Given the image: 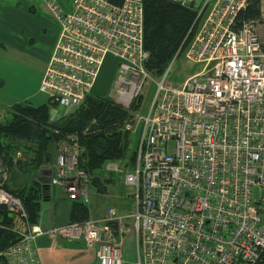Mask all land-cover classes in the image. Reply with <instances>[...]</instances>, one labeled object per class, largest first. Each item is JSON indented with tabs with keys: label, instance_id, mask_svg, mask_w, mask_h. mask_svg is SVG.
Masks as SVG:
<instances>
[{
	"label": "built area",
	"instance_id": "obj_1",
	"mask_svg": "<svg viewBox=\"0 0 264 264\" xmlns=\"http://www.w3.org/2000/svg\"><path fill=\"white\" fill-rule=\"evenodd\" d=\"M144 1L72 0L70 11L49 2L60 34L39 88L67 114L92 94L108 54L116 61L117 104L129 108L147 81L154 84L147 111L135 110L125 124L136 131L134 163H105L132 189L131 211L109 207L100 217L48 228L26 223L0 264H42L35 240L43 234L95 248L93 264H125L127 220L136 264H264L263 12L239 18L251 0H170L194 3L198 18L172 60L183 53L200 69L176 86L165 80L172 60L160 77L145 66ZM78 161L77 137L68 135L57 144L48 186L88 202L90 177ZM4 169L0 158V178ZM0 205L24 216L21 201L2 187Z\"/></svg>",
	"mask_w": 264,
	"mask_h": 264
},
{
	"label": "trees",
	"instance_id": "obj_2",
	"mask_svg": "<svg viewBox=\"0 0 264 264\" xmlns=\"http://www.w3.org/2000/svg\"><path fill=\"white\" fill-rule=\"evenodd\" d=\"M260 5V0H251L239 18H259ZM196 16L194 3L186 7L170 0L144 1V47L149 52L145 66L152 75L160 77L184 39L191 38ZM141 101L142 97L125 108L110 97L89 94L79 107L54 119L51 109L56 103L51 98L38 105H10L8 115L0 117V158L5 167L0 187L21 201L24 216L0 205V252L19 241L26 223H38L43 200L50 197L42 171L52 169L57 144L68 135L77 137L78 164L99 191H106L98 170L107 161L126 159L129 167L134 163L136 135L125 124ZM89 217L86 202L74 200L70 221Z\"/></svg>",
	"mask_w": 264,
	"mask_h": 264
},
{
	"label": "crops",
	"instance_id": "obj_3",
	"mask_svg": "<svg viewBox=\"0 0 264 264\" xmlns=\"http://www.w3.org/2000/svg\"><path fill=\"white\" fill-rule=\"evenodd\" d=\"M3 1L0 0V21L3 18L0 49L5 54L1 59L3 74L0 76L3 84L14 86L4 100L10 105L19 102L42 104L45 94L39 89L41 78L60 34L59 21L48 7V3H54V0H8L7 4ZM61 5L63 7H59L60 10L69 7ZM71 5L72 2L70 10ZM100 71L101 68L97 78ZM65 112L55 106L51 109V118L62 116ZM73 201L62 188L54 187L50 197L43 200L39 226L48 228L69 222ZM127 223L130 224L129 221ZM35 245L42 264H93L96 261V249L87 248L82 241L53 240L43 234L36 238ZM124 261L125 264H136V259Z\"/></svg>",
	"mask_w": 264,
	"mask_h": 264
},
{
	"label": "rangeland",
	"instance_id": "obj_4",
	"mask_svg": "<svg viewBox=\"0 0 264 264\" xmlns=\"http://www.w3.org/2000/svg\"><path fill=\"white\" fill-rule=\"evenodd\" d=\"M15 1V0H12ZM205 0H195V5H199ZM8 0L3 1L7 4ZM72 0H54V3L59 8H62L65 4L68 9L63 11L70 10V3ZM61 3V4H60ZM261 3V13L264 15V0H260ZM3 18L0 21V28L2 30ZM259 34L264 37V20H260L257 26ZM1 43V42H0ZM4 51L0 49V75L3 74V64L1 62L2 57H4ZM169 66V65H168ZM2 68V69H1ZM200 69L199 63H194L189 61L183 53L175 57L172 62H170L169 71L165 77V80L171 81L174 85H181L182 82L190 75L194 74ZM116 71V61L115 58L108 54L104 60L101 67L99 77L96 80V83L92 87V94L98 96H107L111 99L114 98V88L113 80ZM14 86L9 84H3L2 77L0 76V117L7 116L10 104L4 100L5 96L8 95L9 91L13 90ZM156 92V87L151 81H147L145 84L144 95L138 109L140 114H144L150 102L153 99V96ZM45 94V93H44ZM3 96V97H2ZM45 102L49 98L47 94L43 95ZM46 98V99H45ZM7 99V98H6ZM63 109L62 107H60ZM136 135V131L133 132ZM135 137V136H134ZM98 174L104 178L106 186V191H99L95 185L89 183L87 186L88 192V202L86 204L89 208L91 217H100L102 216L109 207H116V209L121 213H128L131 211L133 202L131 198L132 189L124 183L123 174L108 172L105 169V165L98 170ZM108 179L109 181L105 180ZM128 221V220H127ZM131 224L125 222L124 229L126 232L123 234L122 238V254L125 260L134 261L136 259L135 252V243L133 237V232H131ZM126 227V228H125ZM129 230V232H127ZM131 232V233H130Z\"/></svg>",
	"mask_w": 264,
	"mask_h": 264
},
{
	"label": "water",
	"instance_id": "obj_5",
	"mask_svg": "<svg viewBox=\"0 0 264 264\" xmlns=\"http://www.w3.org/2000/svg\"><path fill=\"white\" fill-rule=\"evenodd\" d=\"M49 174H50V170H43L42 171V175H44L42 177V179H44L45 183H47V184H48Z\"/></svg>",
	"mask_w": 264,
	"mask_h": 264
}]
</instances>
